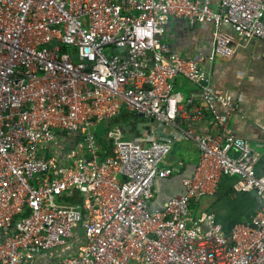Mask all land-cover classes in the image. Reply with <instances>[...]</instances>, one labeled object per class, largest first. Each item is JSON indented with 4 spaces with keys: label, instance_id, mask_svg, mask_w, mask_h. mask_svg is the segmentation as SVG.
Instances as JSON below:
<instances>
[{
    "label": "built area",
    "instance_id": "2783aa9c",
    "mask_svg": "<svg viewBox=\"0 0 264 264\" xmlns=\"http://www.w3.org/2000/svg\"><path fill=\"white\" fill-rule=\"evenodd\" d=\"M173 19L212 24L209 60L230 57L235 38L264 41V0H0V264H264L258 158L229 128L234 96L163 41ZM122 112L177 133L125 140L115 126L101 158L97 124ZM205 118L216 133L186 124ZM177 139L195 143L197 163L183 194L152 211ZM223 177L259 202L228 232L189 209Z\"/></svg>",
    "mask_w": 264,
    "mask_h": 264
},
{
    "label": "crops",
    "instance_id": "0c3cea01",
    "mask_svg": "<svg viewBox=\"0 0 264 264\" xmlns=\"http://www.w3.org/2000/svg\"><path fill=\"white\" fill-rule=\"evenodd\" d=\"M208 1L212 10H218L219 0ZM213 30L210 23L189 25L183 20L173 19L167 24L162 39L172 52L199 61L207 70L213 86L234 96L237 109L230 117L229 128L234 135L248 141L249 148L258 158L256 173L264 175V41L235 38L231 44L230 57L215 55L209 60ZM221 31L233 35L226 24L221 26ZM173 86L184 98L198 102V88L194 84L177 77L173 80ZM129 114L126 124L110 125L113 117L101 121L97 126L103 124L108 130L115 126H127L125 130L120 127L123 138L127 135L129 139L125 140L143 142L155 134L158 139L163 140L177 133L172 126H152L148 119ZM186 124L198 133H216V126L211 125L208 118ZM130 126H134V130ZM96 137L101 149L102 142L107 141L106 135H98L96 130ZM197 159L198 150L193 141L177 139L173 142L171 151L164 160V165L172 169V174L154 182L150 206L152 211L160 209L168 199L183 194L182 181L192 175ZM232 182L231 178L223 177L213 195L191 202L189 206L190 210H194H191L193 216L198 217L205 212L212 214L225 232L236 223L248 221L258 209V199L252 193L233 194Z\"/></svg>",
    "mask_w": 264,
    "mask_h": 264
},
{
    "label": "trees",
    "instance_id": "16d2710c",
    "mask_svg": "<svg viewBox=\"0 0 264 264\" xmlns=\"http://www.w3.org/2000/svg\"><path fill=\"white\" fill-rule=\"evenodd\" d=\"M129 116H130V114L128 113V112H122L120 115H118V116H116V117H114L113 119H111V123H110V125H113V124H118V125H121V124H123V123H127V119L129 118ZM119 127H121V128H126L127 126H119ZM131 127V130H134V126H130ZM63 141V143L65 142V143H67V144H70L71 145V140H70V138H67V139H65L64 137H62L61 138ZM96 140H97V137H96ZM97 142H99L98 140H97ZM66 144V145H67ZM109 150H110V145H109V142L108 141H106V142H102V147H101V150H100V157L101 158H103V157H105V156H107L108 154H109ZM57 153V152H56ZM55 153V154H56ZM58 157H62L63 156V154L62 153H57L56 154ZM75 195H76V193H75ZM66 201H73L72 199H66Z\"/></svg>",
    "mask_w": 264,
    "mask_h": 264
},
{
    "label": "rangeland",
    "instance_id": "374dc122",
    "mask_svg": "<svg viewBox=\"0 0 264 264\" xmlns=\"http://www.w3.org/2000/svg\"><path fill=\"white\" fill-rule=\"evenodd\" d=\"M109 120V119H108ZM150 121V120H149ZM144 123H146L145 121H144ZM150 124V123H149ZM119 127V126H118ZM96 130H97V132H98V135H101V136H104L105 135V133H106V131L108 130V129H106V126H103V124H101V125H99V126H97V128H96ZM124 130H125V128H124ZM125 139H129V137L126 135V138ZM154 185V184H153ZM152 191H153V186H152ZM190 209V208H189ZM191 210H192V208H191ZM191 210H190V212H191ZM192 211H194V210H192Z\"/></svg>",
    "mask_w": 264,
    "mask_h": 264
},
{
    "label": "water",
    "instance_id": "95a60500",
    "mask_svg": "<svg viewBox=\"0 0 264 264\" xmlns=\"http://www.w3.org/2000/svg\"><path fill=\"white\" fill-rule=\"evenodd\" d=\"M141 116V115H140Z\"/></svg>",
    "mask_w": 264,
    "mask_h": 264
}]
</instances>
